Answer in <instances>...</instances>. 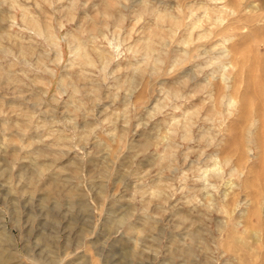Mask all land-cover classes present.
Instances as JSON below:
<instances>
[{
  "label": "rangeland",
  "instance_id": "obj_1",
  "mask_svg": "<svg viewBox=\"0 0 264 264\" xmlns=\"http://www.w3.org/2000/svg\"><path fill=\"white\" fill-rule=\"evenodd\" d=\"M0 260L264 264V0H0Z\"/></svg>",
  "mask_w": 264,
  "mask_h": 264
},
{
  "label": "bare ground",
  "instance_id": "obj_2",
  "mask_svg": "<svg viewBox=\"0 0 264 264\" xmlns=\"http://www.w3.org/2000/svg\"><path fill=\"white\" fill-rule=\"evenodd\" d=\"M37 3V6H40L38 2H35ZM110 6V5H109ZM74 7V6H73ZM23 14H22V19L25 23H28L29 26H32L34 28L37 29V31H40V28H41V25H40V16H39V13H36L35 11L31 10L30 8L28 7H24L23 8ZM81 18V17H80ZM83 18V17H82ZM78 44V43H77ZM79 45V44H78ZM27 49V48H26ZM86 54V53H85ZM59 57V56H58ZM57 57V58H58ZM231 101V100H230ZM182 138L183 139H192V136L190 135L189 133V130H187V126L185 128V131L184 133L182 134ZM211 171H216L218 169H220V165H221V160L220 158L218 157V155H214V157H212V163H211ZM203 169V168H202ZM202 173L204 174L205 172L202 171ZM206 174V173H205ZM212 202V201H211ZM3 259V258H2ZM2 261V260H0ZM4 263V262H2Z\"/></svg>",
  "mask_w": 264,
  "mask_h": 264
}]
</instances>
